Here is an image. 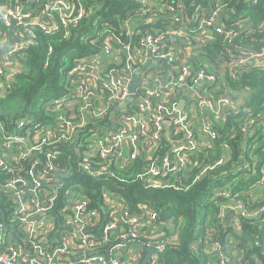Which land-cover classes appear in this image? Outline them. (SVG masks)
Here are the masks:
<instances>
[{
  "label": "trees",
  "instance_id": "trees-1",
  "mask_svg": "<svg viewBox=\"0 0 264 264\" xmlns=\"http://www.w3.org/2000/svg\"><path fill=\"white\" fill-rule=\"evenodd\" d=\"M183 1L187 16L196 12L197 6L206 14L221 6L218 17L223 29L237 31L232 44L226 42L224 34L213 32L212 39L194 49L190 62L189 82L200 69L217 75V81L201 86V91L208 89L215 97L230 94L235 104L239 96L245 94L239 99V104L228 106L219 117L210 116L216 136L203 135L200 129L203 115L195 112L188 120L195 137L202 139L204 144L178 154L172 153L170 149L180 143L183 132L174 124L157 129L151 115H144L149 125L147 135L137 139L139 151L126 164L104 160L96 153L87 155L92 150L82 142L81 152L70 149L60 153L52 162L56 169L51 173L57 175L59 181L65 179V189L69 185L80 184L82 196L89 199L93 207L103 205L104 191L118 193L131 209L140 205L152 206L159 212L157 221L161 230L171 235L179 229L178 243L162 255L164 264H215L210 240L197 244L207 229H214L216 239L231 257L232 264H264V224L260 228L259 223L264 220V212L259 220L241 216L239 229L233 225V214L228 221L219 217L221 206L235 199L252 208L264 206V55L257 61L235 66V61L246 55L248 50L261 51L264 47V0ZM68 2L72 10L70 17H65L67 21L80 8L84 12L79 23L68 26L61 24L60 14L50 9L49 0L28 2L40 27L31 36L20 37V49L10 55L14 61L10 67L13 74L3 93L0 92V121L9 132L32 133L34 123L58 126V114L63 105H58L56 100L73 98L74 89L84 83L82 77L68 76L75 63L100 53L107 38H111L110 46L113 51L118 49L123 63L126 52L122 45L138 48L143 34L164 30L169 18L163 11V5L177 0H154V7L147 12L140 0ZM202 3H205L204 7L200 6ZM41 15H53L59 21V28L45 31L43 21L39 19ZM191 23L197 29L198 23L195 20ZM18 29L23 31L22 27ZM6 31L7 28L1 25L0 32ZM198 34L199 31L191 33L193 37ZM0 38V46L5 45L8 38L1 35ZM113 38H119L121 43ZM112 66L109 64L107 69ZM10 68L8 70L11 71ZM170 68L166 63L160 67L153 65L147 70L154 75L160 73L165 78ZM185 95L182 90L178 91L177 98ZM163 99V96L155 98L153 103ZM137 104L138 101L133 100L127 106L132 111L138 108ZM122 115V110L111 103L106 113L89 116L87 128L93 131L87 134L85 129H81V140L104 138L108 130L116 131L112 125H119ZM21 120L25 124L20 128L18 123ZM155 134L156 139L153 138ZM51 151L53 147H45L35 158L46 162ZM166 155L169 164L165 177H170L171 183H162L163 186L158 188L147 187L148 183L138 179L139 175L147 171L154 160L160 161ZM180 157L185 163L179 160ZM86 160L90 165L89 171L82 166ZM104 166H107V176L95 177L90 173ZM12 177V173L0 167V183H7ZM256 193H261L260 198H254ZM9 206L12 202L0 193V207L7 209ZM170 221L174 222V228L169 227ZM257 232L263 237L255 246L254 235ZM136 241L143 245L140 253L142 264H148L146 259L155 244L142 238Z\"/></svg>",
  "mask_w": 264,
  "mask_h": 264
},
{
  "label": "built area",
  "instance_id": "built-area-1",
  "mask_svg": "<svg viewBox=\"0 0 264 264\" xmlns=\"http://www.w3.org/2000/svg\"><path fill=\"white\" fill-rule=\"evenodd\" d=\"M26 1L0 0V6L6 7V14H0V26L7 28L0 35L12 42L0 62V80L6 83L13 74L10 67L14 61L10 55L20 49V37H29L40 27L28 6L33 0ZM68 1L49 0L50 9L60 14L61 24L66 26L77 24L84 17L83 8H80L67 21L65 17H70L72 10ZM140 1L146 12L155 5L154 0ZM200 6L204 7L205 3ZM163 8L169 18L165 29L143 34L138 48L123 44L126 52L123 63L118 49L113 51L110 46L111 38L106 39L100 53L75 63L68 76L82 77L84 83L74 89L73 98L56 100L58 105H63L58 114V126L34 123L32 133L21 134L19 131H7L0 121V167L13 174L7 183H0V193L12 202L7 209L0 207V264H142L140 253L143 252V245L136 241L139 238L155 244L146 259L148 264H164L163 253L178 243L175 234L167 235L160 229L157 221L159 212L152 206L140 205L131 209L118 193L104 191L103 205L93 207L90 200L82 196L80 184H72L65 189V179L59 181V177L51 173L56 169L52 162L59 154L70 149L81 152L82 142L92 150L87 155L96 153L104 160L126 164L139 151L137 139L147 135L149 125L144 115H151L153 126L157 129L174 124L183 132L180 143L170 149L172 153L178 154L184 149H195L204 144L202 139L195 137L188 120L195 112L203 115L200 128L203 135L216 136L211 128L210 116L219 117L228 106L236 104L230 94L215 97L208 89L200 90L201 86L217 81L214 73L197 70L192 82H189L190 62L194 49L212 39L213 32L224 34L226 42L232 44L237 31L223 29L224 25L218 17L221 6L209 14L200 12L197 6L196 12L190 16L186 14L183 0L165 3ZM39 19L47 32L59 28V21L53 15H41ZM192 20L198 23L197 29L192 27ZM18 27H22L23 31ZM196 31L199 34L193 37L191 33ZM113 39L121 43L119 38ZM263 55L264 47L261 51L248 50L246 55L235 61V66L257 61ZM166 63L171 68L165 78L160 73L154 75L147 70L153 65L160 67ZM109 64L113 66L108 70ZM138 73L142 83L131 92L129 85ZM181 90L186 95L180 99L177 93ZM161 96L164 97L162 101L153 103ZM184 98L185 106L178 110ZM133 100L138 101V108L130 111L127 105ZM111 103L123 112L121 123L112 125L116 131L108 130L104 138L81 140V129H85L87 134L93 131L87 128L89 116L106 113ZM24 124L25 121L21 120L18 127ZM153 138L156 139L157 134ZM71 145L74 147H69ZM45 147H53V151L47 155L49 160L42 162L35 155L42 153ZM152 148L153 144L149 146V151ZM87 159L90 157L87 156ZM88 160L82 163L87 171L90 170ZM179 160L185 163L184 158ZM168 164L167 155L160 161L156 159L138 179L153 188L171 183L170 177H165ZM106 168L104 166L90 173L95 177L107 176ZM263 212L264 206L252 208L235 199L221 206L219 217L228 221L233 214V225L239 229L241 216L259 220ZM263 222L259 221L260 228ZM175 230L178 233L179 229ZM238 234L241 235L240 230ZM254 237L256 246L263 236L257 232ZM203 240H210L215 264H232L231 257L216 239L214 229H207L197 244Z\"/></svg>",
  "mask_w": 264,
  "mask_h": 264
},
{
  "label": "water",
  "instance_id": "water-1",
  "mask_svg": "<svg viewBox=\"0 0 264 264\" xmlns=\"http://www.w3.org/2000/svg\"><path fill=\"white\" fill-rule=\"evenodd\" d=\"M251 1V0H248ZM0 14L5 15L6 14V7L0 6ZM142 83L139 73L135 76V80L129 85L131 92H134L138 86H140ZM185 106V98L182 99L178 105V110H182Z\"/></svg>",
  "mask_w": 264,
  "mask_h": 264
},
{
  "label": "crops",
  "instance_id": "crops-1",
  "mask_svg": "<svg viewBox=\"0 0 264 264\" xmlns=\"http://www.w3.org/2000/svg\"><path fill=\"white\" fill-rule=\"evenodd\" d=\"M12 46V42L8 39L7 43L3 46H0V61H2L3 57H4V53L6 51L9 50V48H11ZM8 84L5 82V81H1L0 80V89L1 88H4V86L6 87ZM173 234L176 235V241L178 240L179 241V231L178 233L175 231ZM178 238V239H177Z\"/></svg>",
  "mask_w": 264,
  "mask_h": 264
},
{
  "label": "rangeland",
  "instance_id": "rangeland-1",
  "mask_svg": "<svg viewBox=\"0 0 264 264\" xmlns=\"http://www.w3.org/2000/svg\"><path fill=\"white\" fill-rule=\"evenodd\" d=\"M4 89H5V88H4ZM4 89H3V90H4ZM3 90H2V93H3ZM244 96H245V94H243L242 96H239V99L244 98ZM239 99L236 101V104H239V103H240V100H239ZM260 195H261V193H256L254 198H260ZM169 227L174 228V222L171 223V224L169 225Z\"/></svg>",
  "mask_w": 264,
  "mask_h": 264
}]
</instances>
